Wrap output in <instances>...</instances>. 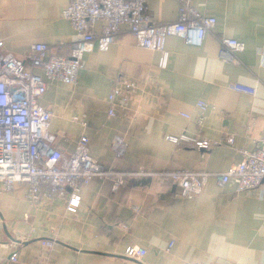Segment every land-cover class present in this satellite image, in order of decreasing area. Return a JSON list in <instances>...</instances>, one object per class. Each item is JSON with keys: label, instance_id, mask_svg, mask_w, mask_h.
I'll return each mask as SVG.
<instances>
[{"label": "crops", "instance_id": "obj_1", "mask_svg": "<svg viewBox=\"0 0 264 264\" xmlns=\"http://www.w3.org/2000/svg\"><path fill=\"white\" fill-rule=\"evenodd\" d=\"M70 2L0 0L4 50L24 59L43 42L71 53L77 34L63 15ZM193 5L215 16L216 26L199 46L169 36L166 68L160 52L137 46L123 25L108 51L95 46L85 55L76 83L48 82L40 102L54 113L55 146L72 152L87 134L91 155L118 176L82 185L76 212L64 197L32 205L26 185L0 192V264H264V182L239 191L235 180L220 186L211 177L200 195L185 197L167 175L225 172L264 138V0ZM145 14L149 22H177L180 0H147ZM103 24L96 22L97 32ZM223 38L245 44L241 64L222 52ZM124 82L132 83L130 92ZM233 83L254 86L257 95L237 92ZM117 86L124 90L112 116L109 96ZM200 101L207 106L201 121ZM118 133L129 143L121 159L112 149ZM183 135L192 140L168 139ZM201 139L211 147H197ZM44 239L55 244L44 246ZM130 246L147 249L146 256L128 258Z\"/></svg>", "mask_w": 264, "mask_h": 264}, {"label": "built area", "instance_id": "obj_2", "mask_svg": "<svg viewBox=\"0 0 264 264\" xmlns=\"http://www.w3.org/2000/svg\"><path fill=\"white\" fill-rule=\"evenodd\" d=\"M146 3L147 0H71L63 12L77 34L69 54L63 53L60 46L49 47L37 42L22 59L5 51L4 41H0V192L26 185V197L32 205L39 204L42 198L64 197L67 198V209L76 212L81 202L82 185L94 178L118 176L91 155L87 134L79 137L72 152H64L55 146L56 135L50 132L54 113L41 104L40 98L46 93L48 82L76 83L85 55L95 46L101 51H108L117 41L123 25L133 34L137 46L160 52L161 68H166L169 63L166 48L169 36H179L186 43L199 46L216 26V17L202 14L193 5V0H180V20L170 23L149 22L145 14ZM99 21H104V24L97 32L95 25ZM221 44L228 60L241 64L238 54L245 50V44L235 38H223ZM124 85L126 92L133 89L132 83L124 82ZM119 87L109 96L112 102L109 114L112 116L116 113L117 96L124 90ZM232 89L257 95L256 87L243 83H233ZM198 107L201 121L207 106L200 101ZM184 115L190 117L189 114ZM82 125L87 126V122L82 121ZM168 139L174 143L183 139L192 140L185 135L168 136ZM228 142L233 143L234 137L231 136ZM195 143L204 149L212 145L208 139L195 140ZM128 148L126 136L116 134L112 142L115 157L124 158ZM243 154V160L225 172L186 170L167 175L173 184L180 187L185 197L200 195L211 177H215L220 186L235 180L239 191L253 190L264 182V138L260 147L243 150ZM143 173L146 172H139ZM119 188L120 183L115 181L113 191L117 192ZM133 207L138 210L137 206ZM42 244L52 247L55 242L44 239ZM146 254L147 249L135 246L125 251L128 258L136 260H142Z\"/></svg>", "mask_w": 264, "mask_h": 264}]
</instances>
